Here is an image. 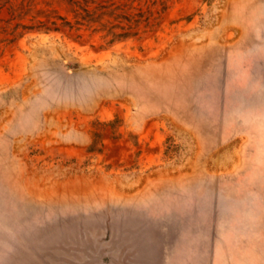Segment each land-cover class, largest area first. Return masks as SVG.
I'll use <instances>...</instances> for the list:
<instances>
[{"label": "rangeland", "instance_id": "obj_1", "mask_svg": "<svg viewBox=\"0 0 264 264\" xmlns=\"http://www.w3.org/2000/svg\"><path fill=\"white\" fill-rule=\"evenodd\" d=\"M210 99L205 154L155 111ZM0 264H264V0H0Z\"/></svg>", "mask_w": 264, "mask_h": 264}, {"label": "crops", "instance_id": "obj_2", "mask_svg": "<svg viewBox=\"0 0 264 264\" xmlns=\"http://www.w3.org/2000/svg\"><path fill=\"white\" fill-rule=\"evenodd\" d=\"M194 106V107H193ZM156 113L159 111L167 112L172 120L179 126L191 131L193 135L198 140L199 153L205 154L218 146L223 139L234 136L237 133L235 127H231L230 121H237V119L231 118V109L225 108L222 111V105L216 104L212 99L206 101L204 105H190L189 109L179 108L176 106H166L164 108H157ZM154 111L151 110V113ZM164 127L162 123H152L151 127ZM138 140L142 143L139 154V161L136 164H139V170L144 171L146 169L155 170V176L148 178L145 183L146 186L154 187L160 185H171L175 180H179L182 177H174L168 173L156 172L162 168V165L165 163L161 161H156L155 156H148L145 154L144 149L152 147L155 141H160L165 138V134L152 133L146 127V119H141L136 124ZM160 164V165H159ZM196 170H204L205 163L203 161H196L193 164ZM150 192L144 189L143 191Z\"/></svg>", "mask_w": 264, "mask_h": 264}, {"label": "trees", "instance_id": "obj_3", "mask_svg": "<svg viewBox=\"0 0 264 264\" xmlns=\"http://www.w3.org/2000/svg\"><path fill=\"white\" fill-rule=\"evenodd\" d=\"M59 18V17H57ZM37 20V19H36ZM38 25H34V28H38V29H41V30H50L51 28L50 27H47L42 21L40 20H37L36 21ZM49 23L51 25H54V27L52 28V30H57V27L55 26L56 25V21L55 20H51L49 21Z\"/></svg>", "mask_w": 264, "mask_h": 264}]
</instances>
